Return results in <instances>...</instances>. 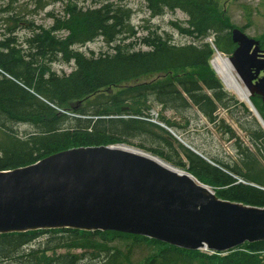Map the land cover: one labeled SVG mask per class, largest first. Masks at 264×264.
<instances>
[{
    "label": "trees",
    "instance_id": "1",
    "mask_svg": "<svg viewBox=\"0 0 264 264\" xmlns=\"http://www.w3.org/2000/svg\"><path fill=\"white\" fill-rule=\"evenodd\" d=\"M89 1L93 6L86 8L69 2L64 8L67 17L55 18L48 28L34 26L32 35L25 39L28 50L34 49V54L21 52L14 35L0 40V171L27 166L74 147L124 143L185 167L198 180L216 188L215 194L220 198L264 207L263 190L244 184L237 186L235 179L184 147L166 128L146 119L153 103L176 110L187 108L190 102L210 121L214 120L218 106H235L234 97L227 93L209 64L214 48L230 54L235 47L230 35L233 26L218 1L144 0L152 17L166 10L184 12L185 25H173L181 35L191 39L188 44L176 45L159 35H147L139 41L146 49L120 44L117 33L133 29L131 9L123 0ZM0 14H7L0 17V26L4 24L9 33L21 26L30 27L9 7L0 9ZM60 32L62 35H57ZM97 37L114 44L113 52L86 56L73 49ZM57 58L72 61L73 70L68 74L51 71L49 63ZM14 123L28 124L32 130L17 135L8 126ZM135 137L144 143L131 144L128 139ZM176 149L184 156V162L180 157L173 160V153L179 156ZM222 184L229 186L217 187ZM76 232L58 231L57 243H83L98 249L90 257L95 262L87 264H132L133 247L141 248L143 244L151 247V251L138 264H262L263 261L256 252L264 251V241L240 246L249 252L230 250L224 255H208L139 235L93 231L78 236ZM35 234L36 231L13 235V240H21L19 243L0 241V264L13 259L16 248L23 241L28 244ZM116 240L131 244L126 251L107 244ZM36 254L37 251L29 249L17 263H80L71 255L52 260L45 254Z\"/></svg>",
    "mask_w": 264,
    "mask_h": 264
},
{
    "label": "water",
    "instance_id": "2",
    "mask_svg": "<svg viewBox=\"0 0 264 264\" xmlns=\"http://www.w3.org/2000/svg\"><path fill=\"white\" fill-rule=\"evenodd\" d=\"M231 40L229 60L248 87V52L254 46L255 53L258 41L238 28ZM63 227L223 252L264 241V207L222 200L188 172L115 146L74 147L0 171V232Z\"/></svg>",
    "mask_w": 264,
    "mask_h": 264
},
{
    "label": "rangeland",
    "instance_id": "3",
    "mask_svg": "<svg viewBox=\"0 0 264 264\" xmlns=\"http://www.w3.org/2000/svg\"><path fill=\"white\" fill-rule=\"evenodd\" d=\"M220 8L224 11V14L229 18L230 23L233 28H238L242 30L248 37L257 39L259 41H264V0H217ZM75 3L79 8H86L93 6L89 0H0V9L4 7H9V11L16 12L17 15L22 17L23 21H26L30 27L21 26L15 28L14 33H9L4 28V24L0 26V40L8 35H14L16 37L17 47L21 52L27 55L28 52L35 53L34 49L28 50L29 45L26 43L25 39L30 37L33 33V27L48 28L54 23L55 18L64 19L67 17L65 14V6L68 3ZM123 2L131 9L130 24L136 33V36L129 39L123 40L119 38L120 44H131L133 49H146L145 46L141 45L138 41L144 35L151 34L159 35L163 39H167L170 43L176 45H184L191 42L189 37L181 35L176 28H174L173 23H179L180 25H185L187 20V15L180 11H168L166 10L162 15L152 17L150 12L146 7L144 0H123ZM83 6V7H82ZM7 16V14H0V17ZM4 30V34H2ZM37 30H34V32ZM63 32L57 35H62ZM114 45V44H112ZM112 45L107 44L102 38H96L93 41L87 42L84 45L73 46L74 50L83 53L86 56L98 55L101 52H113ZM131 48L130 46H127ZM216 52H213L209 64L216 77L221 81L224 89L227 93L234 97L235 106H230L227 104L225 107L218 106L214 113V120H208L197 108L189 102L187 108L182 109H170L165 108L157 103L151 104V108L148 110L147 115L149 118L151 116V111L153 114L157 115V118H153L154 121H158L164 125L170 134L184 147L188 148L192 152L196 153L202 157L208 163L220 168L225 171L227 175H231L233 172L231 168H226L222 166V162L232 165L233 160V149L231 147L225 148V152L228 156L223 155V147L226 144L222 142V126L225 125V132L227 135L228 129L235 130L238 132V120L253 119L257 126L264 132V128L261 125L256 114L251 111L249 105L243 101L234 91L226 88L216 72L214 67V58L216 57ZM229 57L230 54H224ZM46 63V59L43 60ZM51 71L57 74H68L74 68L73 62L63 61L61 58H57L53 62L49 63ZM260 114V113H259ZM261 115V114H260ZM8 125V124H7ZM14 133L17 135H24L25 133L32 130L28 124H10L8 125ZM131 144L138 145L144 143L140 140V137L129 138ZM129 145V144H128ZM130 147L139 149L135 146L130 145ZM144 151L142 149H139ZM179 156L173 153V160L177 161L179 157L184 162V156L180 153L179 149H176ZM146 153L152 154L151 152L144 151ZM154 155V154H152ZM157 156V155H155ZM158 157V156H157ZM163 160V159H162ZM170 163V162H169ZM172 166L186 170L185 167H179L172 163ZM50 233H38L31 247L33 248H45L42 250L38 249L37 254H45L52 260L55 257L61 255H71L80 260L79 264L93 263L90 257H94V253L98 251L96 248L88 247L87 245L76 244H60L57 240H49ZM108 245H115L126 251L129 242L125 241H110ZM241 246V245H240ZM236 247L231 250L245 251L244 247ZM151 251V247L142 245L141 248L133 247L131 263L138 264L139 259L146 253ZM230 251V250H229ZM228 252V251H227ZM227 252H224L225 254ZM222 253V254H224ZM36 254V255H37ZM221 254V255H222ZM262 259V264H264V254H258ZM137 262V263H136ZM2 264H18L11 259H5Z\"/></svg>",
    "mask_w": 264,
    "mask_h": 264
},
{
    "label": "flooded vegetation",
    "instance_id": "4",
    "mask_svg": "<svg viewBox=\"0 0 264 264\" xmlns=\"http://www.w3.org/2000/svg\"><path fill=\"white\" fill-rule=\"evenodd\" d=\"M257 41L255 53H253L254 46L248 52L249 55L253 54L246 75L248 87L243 82L242 85L257 111L264 118V41ZM238 123V132L228 129L227 135H225V125L222 126V142L226 144V147L222 148V153L228 156L225 148L231 147L233 163L232 165L225 162L221 164L223 167L231 168L233 173L229 176L235 179L234 183L237 186L244 184L255 187L259 184V189L264 191V132L251 118L238 120Z\"/></svg>",
    "mask_w": 264,
    "mask_h": 264
},
{
    "label": "bare ground",
    "instance_id": "5",
    "mask_svg": "<svg viewBox=\"0 0 264 264\" xmlns=\"http://www.w3.org/2000/svg\"><path fill=\"white\" fill-rule=\"evenodd\" d=\"M124 3V2H123ZM125 4V3H124ZM126 5V4H125ZM123 30H121L118 34V36L120 38H122L123 40H129L133 37L136 36V33L134 31V29H132L130 32H125V33H121ZM144 36H147V35H144ZM143 36V37H144ZM148 36H151V34H148ZM97 38H101V37H97ZM96 39V38H95ZM138 41H140V39H138ZM90 42V41H88ZM102 54L104 53H108V52H101ZM112 53V52H111ZM109 54V53H108ZM216 57L214 58V67L216 69V72L217 74L219 75L220 79L222 80L223 84L226 86V88L234 91L243 101H245L252 110H254V105L251 103V100L249 98V94L248 92L246 91L245 87L242 85L239 77L237 76L230 60L228 57H226L225 55H223L222 53L220 52H216ZM22 85V84H20ZM157 124V123H155ZM163 125V124H162ZM164 127V125L162 126ZM263 128H264V123H263ZM91 147H100V146H115V147H118V148H122V149H126V150H130V151H133V152H139V153H144L143 151L139 150V149H136V148H133V147H130V145L128 144H124V143H117V144H113V145H90ZM61 152V151H59ZM59 152H56V153H59ZM56 153H53V154H56ZM53 154H50V155H53ZM48 155V156H50ZM147 156H149L150 158H152L153 160H155L156 162L162 164L163 166L167 167V168H170L172 170H175L179 173H183L185 170H182V169H179V168H176L174 166H172L170 163L162 160L161 158L157 157V156H154V155H150L149 153L147 154ZM39 161V160H38ZM36 161V162H38ZM35 162V163H36ZM212 165V164H211ZM214 166V165H213ZM20 167H23V166H20ZM20 167H16V168H20ZM16 168H12V169H8V170H1V171H11L13 169H16ZM220 169V168H219ZM221 170V169H220ZM224 173H226L224 171ZM189 176L196 182V183H199V184H202L204 186H206L211 192H213L215 194V190L216 188H214L213 186H210L206 183H203L202 181L198 180L192 173L189 172ZM233 184V183H232ZM234 185V184H233ZM229 185L227 184H222L220 186H217L218 188H227ZM216 195V194H215ZM217 196V195H216ZM219 197V196H217ZM220 198V197H219ZM222 200H225L223 198H220ZM231 201V200H230ZM236 202V201H235ZM242 203V202H241ZM245 204V203H244ZM248 205V204H247ZM240 210V209H238ZM65 229H70V230H73V231H77V235L78 236H82L84 232H93V231H101V232H107V231H113V232H118V231H114V230H84V229H76V228H71V227H63V228H46V229H37V230H25V231H18V230H9V231H3V232H0V241L1 243H11V242H21V240H13L12 239V236L13 235H18V234H22V233H26V232H37L38 233H50V237L48 238L49 240H55L56 238H58L60 236V234L58 233V231H61V230H65ZM52 231H55V234H53ZM37 234H35V236L33 237V239L27 244V242L23 241L22 242V246L20 247H17L16 248V251H15V254L13 255V259H11L12 261H15V262H19V260H23L24 258L21 259L22 256L24 255H27V251H29V249H33L35 251H39L38 249H42V250H45L47 249V247L45 248H33L31 247L35 238L37 237ZM67 234V233H65ZM156 240V239H154ZM158 241V240H157ZM244 252H249L248 250H245ZM223 253V252H222ZM220 253V255L222 254ZM225 254V253H224ZM222 254V255H224ZM10 259V258H9Z\"/></svg>",
    "mask_w": 264,
    "mask_h": 264
},
{
    "label": "built area",
    "instance_id": "6",
    "mask_svg": "<svg viewBox=\"0 0 264 264\" xmlns=\"http://www.w3.org/2000/svg\"><path fill=\"white\" fill-rule=\"evenodd\" d=\"M152 114H153V113H152ZM153 118H156V115H155V114L153 115ZM153 118H150V120L154 121ZM201 250L204 251V252L210 253V254H211V253H215V252L212 251V250H208L206 247H203Z\"/></svg>",
    "mask_w": 264,
    "mask_h": 264
}]
</instances>
